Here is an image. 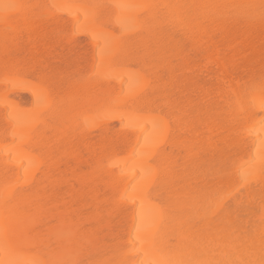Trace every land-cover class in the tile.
Segmentation results:
<instances>
[{"label":"bare ground","instance_id":"obj_1","mask_svg":"<svg viewBox=\"0 0 264 264\" xmlns=\"http://www.w3.org/2000/svg\"><path fill=\"white\" fill-rule=\"evenodd\" d=\"M263 13L0 0V264H264Z\"/></svg>","mask_w":264,"mask_h":264},{"label":"rangeland","instance_id":"obj_2","mask_svg":"<svg viewBox=\"0 0 264 264\" xmlns=\"http://www.w3.org/2000/svg\"><path fill=\"white\" fill-rule=\"evenodd\" d=\"M263 17H264V13H263ZM212 30H213V28L211 27L210 31H212ZM70 34H73V33L68 32L65 35L69 36ZM74 36L75 37L80 36V38H82L81 37L82 35L78 32L75 33ZM259 38H260L259 41L254 46V54L256 55V58L258 60H261L262 55L264 54V32ZM203 45H204L203 47L205 48V49H203V52L209 53V52H212L217 47L219 49L226 48V46L228 45V41L227 40L221 41L219 38V35L217 33H211V34L208 33V35L203 38ZM227 51L228 50H226L225 52H227ZM55 54H61V56L63 55V58H61L59 60L53 59ZM44 59H45V56H44ZM49 60H50V62L59 61V67L55 71V76L57 78L63 77L65 75V73H67L68 75H71L68 77V80L77 81L79 79L78 77L72 75L78 70V66L80 63V57L75 52H68V51L62 52V51H60V49L59 50L57 49L56 52H53L52 56L49 57ZM20 96L22 98H27L26 94H21ZM106 220L108 222V227H109L108 232H107V242H108V245L111 246V244L114 241V238L118 234L119 218L116 217V215H114V216L107 215Z\"/></svg>","mask_w":264,"mask_h":264}]
</instances>
